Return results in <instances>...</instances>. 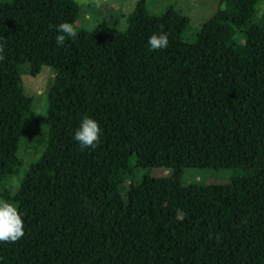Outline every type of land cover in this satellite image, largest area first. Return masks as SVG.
I'll list each match as a JSON object with an SVG mask.
<instances>
[{"label": "trees", "instance_id": "16d2710c", "mask_svg": "<svg viewBox=\"0 0 264 264\" xmlns=\"http://www.w3.org/2000/svg\"><path fill=\"white\" fill-rule=\"evenodd\" d=\"M261 2L224 0L186 40L173 5L157 14L139 0L126 30L86 29L76 0H0V199L24 225L0 242V264H264ZM62 21L77 35L57 45ZM160 32L167 47L149 50ZM26 63L54 71L46 115L25 92ZM85 116L101 135L82 150L72 136ZM42 125L43 151L12 190L22 165L12 135ZM188 167L235 174L186 184ZM153 168L164 173L135 174Z\"/></svg>", "mask_w": 264, "mask_h": 264}, {"label": "rangeland", "instance_id": "374dc122", "mask_svg": "<svg viewBox=\"0 0 264 264\" xmlns=\"http://www.w3.org/2000/svg\"><path fill=\"white\" fill-rule=\"evenodd\" d=\"M80 4L81 14L76 21L77 27L92 29L101 22L114 25L121 30H126L128 24L126 15L134 11L139 0H76ZM142 1V0H140ZM149 11L163 13L173 5L188 17V24L182 34L186 40H194L200 31L202 24L209 19L219 7H224V0H145ZM257 18H264V0H262ZM251 24L248 21L243 29ZM21 76L25 92L33 98V108L37 114L46 115L48 110V91L53 82L54 71L49 66H43L40 72L32 75L28 64L20 66ZM48 126L42 125L32 130L30 134L21 139L19 132L12 135L10 148L21 157L22 165L10 178V188L16 190L20 185L29 165L37 160L44 148V139L47 135ZM73 131V130H72ZM150 171L152 174H163L161 168L152 170L136 169L135 174L140 176L143 172ZM167 173V171H165ZM235 172L227 168H198L188 167L184 172L186 184H222L228 182ZM137 176V177H138ZM133 179L131 177L124 184L126 189ZM14 203V202H12ZM17 208V203H14Z\"/></svg>", "mask_w": 264, "mask_h": 264}, {"label": "clouds", "instance_id": "9594fccd", "mask_svg": "<svg viewBox=\"0 0 264 264\" xmlns=\"http://www.w3.org/2000/svg\"><path fill=\"white\" fill-rule=\"evenodd\" d=\"M57 45L63 44L66 38H73L77 32L70 22L62 21L55 26ZM168 34L166 32L153 33L148 37L149 50H159L167 47ZM100 128L96 120L83 117L79 126L74 130L72 139L84 150L96 147L100 138ZM24 231L22 215L17 206L7 200L0 199V242L18 240Z\"/></svg>", "mask_w": 264, "mask_h": 264}]
</instances>
